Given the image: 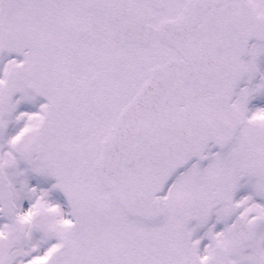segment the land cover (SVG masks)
<instances>
[{
  "label": "snow or ice",
  "instance_id": "obj_1",
  "mask_svg": "<svg viewBox=\"0 0 264 264\" xmlns=\"http://www.w3.org/2000/svg\"><path fill=\"white\" fill-rule=\"evenodd\" d=\"M0 264H264V0H0Z\"/></svg>",
  "mask_w": 264,
  "mask_h": 264
}]
</instances>
